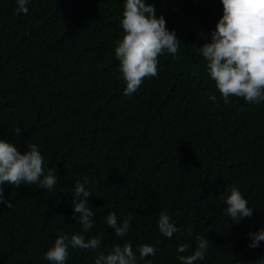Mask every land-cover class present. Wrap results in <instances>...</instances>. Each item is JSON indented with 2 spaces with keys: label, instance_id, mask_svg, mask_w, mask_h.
I'll use <instances>...</instances> for the list:
<instances>
[{
  "label": "trees",
  "instance_id": "trees-1",
  "mask_svg": "<svg viewBox=\"0 0 264 264\" xmlns=\"http://www.w3.org/2000/svg\"><path fill=\"white\" fill-rule=\"evenodd\" d=\"M145 2L181 44L176 56L158 57V76L125 96L114 53L125 0H30L27 14L16 13L17 0H0V140L21 154L35 143L45 172L57 174L51 191L3 186L12 207L0 204V264H49L44 253L58 233L100 236L105 254L125 242L157 249L137 264H181L198 235L210 247L196 264L264 258V241L248 247V234L264 229V102L225 104L192 47L215 30L221 0ZM85 176L94 212L87 233L72 209ZM233 186L253 209L238 224L221 198ZM162 211L179 228L171 239L158 230ZM110 212L118 224L131 217L126 236L106 226ZM184 243L189 251L177 253ZM95 255L69 249L66 264H94Z\"/></svg>",
  "mask_w": 264,
  "mask_h": 264
},
{
  "label": "clouds",
  "instance_id": "clouds-1",
  "mask_svg": "<svg viewBox=\"0 0 264 264\" xmlns=\"http://www.w3.org/2000/svg\"><path fill=\"white\" fill-rule=\"evenodd\" d=\"M30 0H17V14H27ZM223 14L216 23L215 30L205 37L207 42L202 46L192 47L205 59L207 72L215 82V87L225 104L230 97L242 98L249 104L264 102V0H221ZM120 21L124 35L118 41L114 53L119 61V71L125 83L123 95L131 96L141 86L145 78L158 76V57L165 53L176 56L181 42L175 31H169L165 19L155 15V7L145 0H125ZM201 36L204 34L201 33ZM209 99L215 101L214 95ZM18 135L20 129H14ZM27 150L21 154L17 146L0 140V204L11 208V202L3 196L5 184L12 187L35 185L51 191L57 183V174L51 167L44 169V156L35 143H28ZM88 178L77 179L72 192V209L74 219L78 218L82 231L87 233L94 227V212L90 209L87 198L92 193L85 187ZM226 204L225 218L238 224L242 218H250L253 214L248 200L236 187H231L226 197H221ZM78 214V215H77ZM131 217L122 223L110 212L106 217V226L114 230L117 237H124L130 229ZM228 220H224L223 227ZM158 230L171 239L179 228L172 222L166 211H162L158 219ZM249 248L259 247L264 241V229L250 232ZM101 237L86 239L82 234L69 237L58 233L54 244L44 253L49 264H66L69 249L96 251L94 264H137V259L155 255L157 249L142 244L136 251L131 242L122 246L116 245L105 254L101 247ZM210 247L204 236L196 237V246L190 255H178L181 264H196L205 259ZM177 253L189 251V244L177 247ZM138 252V257H137ZM151 264V261H147ZM264 264V258L256 261Z\"/></svg>",
  "mask_w": 264,
  "mask_h": 264
}]
</instances>
